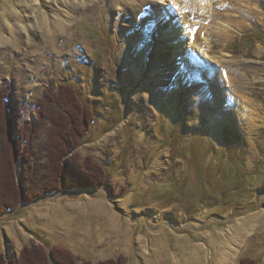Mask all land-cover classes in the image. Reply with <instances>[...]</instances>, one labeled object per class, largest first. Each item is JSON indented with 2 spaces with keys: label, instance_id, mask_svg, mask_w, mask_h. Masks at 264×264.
Returning <instances> with one entry per match:
<instances>
[{
  "label": "rangeland",
  "instance_id": "obj_1",
  "mask_svg": "<svg viewBox=\"0 0 264 264\" xmlns=\"http://www.w3.org/2000/svg\"><path fill=\"white\" fill-rule=\"evenodd\" d=\"M169 2L0 0V83L12 86L13 127L36 121L31 102L48 86L77 83L97 120L75 152L102 165L112 188L71 191L86 195L57 209L61 191L38 212L36 201L0 216L5 260L34 244L78 264H264V0H176L172 11ZM192 22L215 25L207 62L197 60L214 73L187 66ZM215 73L256 110L252 126L217 115ZM79 236L78 254L62 247Z\"/></svg>",
  "mask_w": 264,
  "mask_h": 264
},
{
  "label": "trees",
  "instance_id": "obj_2",
  "mask_svg": "<svg viewBox=\"0 0 264 264\" xmlns=\"http://www.w3.org/2000/svg\"><path fill=\"white\" fill-rule=\"evenodd\" d=\"M77 85L73 82L61 83L56 88L48 86L41 97L31 102L36 121L24 122L16 131L10 117L14 112L10 102L12 86L7 81L0 83V216L61 191L106 188L111 193L105 168L91 156L81 160L75 152L97 120ZM41 135L44 137L38 142ZM78 261L65 249L34 244L22 249L17 262L7 261L0 254V264H78ZM82 264L91 263L82 260ZM239 264L261 263L244 258Z\"/></svg>",
  "mask_w": 264,
  "mask_h": 264
},
{
  "label": "bare ground",
  "instance_id": "obj_3",
  "mask_svg": "<svg viewBox=\"0 0 264 264\" xmlns=\"http://www.w3.org/2000/svg\"><path fill=\"white\" fill-rule=\"evenodd\" d=\"M161 1L166 2V0H161ZM170 1L171 2H169L167 7H169L170 11H172L170 8V5L173 7L174 6L176 7V2H175L176 0H170ZM156 14H157L156 16H158L157 17L158 19H159V17L162 16L158 12ZM188 18H191V16H188ZM181 20L184 21V24H186L188 22V20H186V18H184V17L183 18L181 17ZM212 20H214L213 17H212ZM198 27L199 26H197L193 22L191 25H188V26L185 25V27H184L185 31L186 30L190 31L189 37H190V41H191V48L187 49V47H185L183 50V54H185V60L189 59V61L188 60L186 61L187 66L189 68H195V69H197L198 67H204L206 65V63H204V64H202L201 62L198 63L197 60L198 59H200V61H201V59L206 60V56L209 53L208 49H210L209 48V38L206 37V35H207V32L214 29L215 25L211 26L209 30H205V29L199 30ZM222 28H224V26H220L219 30L223 31ZM169 30H171V29H168V31ZM224 31H227V29L225 28ZM34 33L35 32H33V34H31V35L34 36ZM46 33H47V36H55L56 35L50 31H47ZM177 33H179V32H177ZM172 34H175V32H173ZM194 38H195V41H194ZM181 41L182 40H180V41L177 40V42H174V44H177V45L181 44ZM192 41H194V42H192ZM48 42L50 44V41H48ZM35 46H36L35 44L32 45V48H35ZM202 46H203V48H202ZM205 62H207V60ZM207 67H204V68H207ZM212 69H213V67H208L206 69V71L208 70L207 73L212 72V71L214 73L215 71ZM225 79L226 78L222 73H215L213 76V80L211 81V90H212L213 95H215L216 103H217V105H216L217 115L225 117L226 120H229V122L232 123L233 125L239 126L240 124L241 125L249 124L252 126L259 119L256 110L253 109L249 104H247L246 101H244L241 97H239L237 95L230 94V93H225L224 90H222L220 88L222 86V84L224 83Z\"/></svg>",
  "mask_w": 264,
  "mask_h": 264
},
{
  "label": "crops",
  "instance_id": "obj_4",
  "mask_svg": "<svg viewBox=\"0 0 264 264\" xmlns=\"http://www.w3.org/2000/svg\"><path fill=\"white\" fill-rule=\"evenodd\" d=\"M71 192H66V193H64V194H62L61 195V198L63 199V200H60V202H57V203H55L54 204V207L55 208H61L62 206H66V202L68 201V200H70V199H72L73 197H82L81 195H86V194H81V193H78V194H70ZM55 196H58V195H55ZM54 196V197H55ZM66 199V200H65ZM65 200V201H64ZM88 198L87 199H85L84 201H85V203L88 205ZM45 201V200H44ZM44 201H37L38 202V204L37 205H39V206H37L36 207V205H35V207H34V209H35V211L36 212H38L41 208H40V206L42 205L41 203H43ZM61 201L63 202V203H61ZM93 201H95L94 199H93ZM33 224H35L36 225V227L38 226L39 227V224H43L44 223V218H41L40 217V215H38V213H35V216H33ZM45 221H48V218L45 220ZM39 231V230H38ZM38 231H33L35 234H39L38 235V238L40 239V240H45L44 239V237H42V235H43V233L42 232H38ZM50 238V237H49ZM78 239H76V242L74 243V241L72 242V241H69V240H66L65 241V244H63V246L62 247H64V248H66V249H68V250H70L71 252L73 251V252H75V254H78V252H79V248H81L82 249V246L83 245H85V243H86V240H85V238H81V236H79V237H77ZM72 239L74 240V238L72 237ZM47 244H48V242H46ZM82 245V246H81ZM99 243L98 244H95L94 246H92L91 248L89 247L88 248V251L90 252V251H92V252H94L95 251V249H97L98 247H99ZM107 246H111L112 248H113V245L112 244H109V245H107ZM110 247V248H111ZM92 249H94V250H92ZM91 253V252H90Z\"/></svg>",
  "mask_w": 264,
  "mask_h": 264
}]
</instances>
